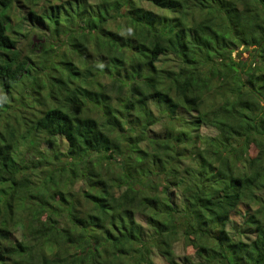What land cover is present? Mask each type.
Returning <instances> with one entry per match:
<instances>
[{"label": "trees", "instance_id": "trees-1", "mask_svg": "<svg viewBox=\"0 0 264 264\" xmlns=\"http://www.w3.org/2000/svg\"><path fill=\"white\" fill-rule=\"evenodd\" d=\"M156 256L264 264V0H0V264Z\"/></svg>", "mask_w": 264, "mask_h": 264}, {"label": "rangeland", "instance_id": "rangeland-1", "mask_svg": "<svg viewBox=\"0 0 264 264\" xmlns=\"http://www.w3.org/2000/svg\"><path fill=\"white\" fill-rule=\"evenodd\" d=\"M19 13L21 15V12H19ZM12 17L14 19L13 23L16 22V25L21 27V29H20L21 35L18 32L17 37H19V38H18V42L16 44V48L21 50V56L24 57L26 54L30 53L33 49H36L35 53L40 54L39 53L40 46H36V45L37 44L41 45V42L43 41L42 34L44 33V31H42L40 28L33 29L32 27H30L31 25H28V23L26 21L24 23V21L22 22V20H17L14 16H12ZM18 21H20V22H18ZM19 24H21L22 26ZM26 33H29V35L25 36ZM29 40H30V42H29ZM38 42H40V43H38ZM33 44H35V46H33ZM59 44H61L62 48L66 47V45L63 41L59 42ZM243 55L244 56L247 55V52H244ZM25 81H26L25 82L26 85L23 88L24 90H21L22 95L25 97L23 99L24 100L29 99V100L33 101L35 108H40L41 105H39V103L34 102V101L36 100L35 97L38 98L39 95L42 96L45 93V90H44L45 87L43 86V83H42V81L44 82V79L43 78L40 79L39 83H37L38 80H36V82H35L32 78H29L28 80L25 79ZM40 83H42V85ZM20 85L23 86V84H20ZM15 96L18 97L19 94H15ZM20 96H19V98H20ZM10 97H12V96H10ZM18 103H21V102L18 101ZM10 117H12V116H10ZM11 121H12V119H11ZM204 131H206V129L203 127L202 132H204ZM40 141L42 142L43 139ZM44 145H47V144H44ZM61 148L65 149L66 143L61 142ZM80 184L81 183H77L76 188H78L80 186ZM176 193H178V192H176ZM238 207H239V212H241V213H244L247 210L246 209L247 207L244 204H240ZM232 219H233V221L234 220L240 221L241 220L240 214L239 213L232 214ZM193 250H194V248L192 246H187V248H186L185 245H183V242L177 243L175 245L177 260L180 261L185 256H190L194 261H196L195 256L192 255ZM189 254H191V255H189ZM155 261L157 263H161V264L166 263L163 259H161L158 256L155 257Z\"/></svg>", "mask_w": 264, "mask_h": 264}]
</instances>
